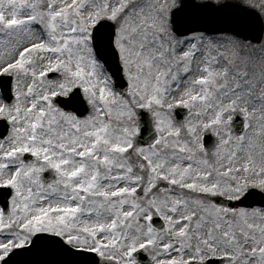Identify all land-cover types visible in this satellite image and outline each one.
I'll list each match as a JSON object with an SVG mask.
<instances>
[{
    "label": "snow or ice",
    "instance_id": "1",
    "mask_svg": "<svg viewBox=\"0 0 264 264\" xmlns=\"http://www.w3.org/2000/svg\"><path fill=\"white\" fill-rule=\"evenodd\" d=\"M0 45V264H264V0H0Z\"/></svg>",
    "mask_w": 264,
    "mask_h": 264
},
{
    "label": "water",
    "instance_id": "2",
    "mask_svg": "<svg viewBox=\"0 0 264 264\" xmlns=\"http://www.w3.org/2000/svg\"><path fill=\"white\" fill-rule=\"evenodd\" d=\"M226 15V14H225ZM224 23H226V21H222L220 24H218V27H221L223 29V25ZM10 79V78H9ZM1 86H3V84H0ZM236 123H238L237 128L239 129L242 125L243 122L240 120H236ZM3 129L0 128V131H2ZM7 189L6 188H0V202H3V197L6 194ZM255 202H260V199H255ZM157 225H160V223L157 222ZM142 259L147 260L148 257L146 255H142L141 256ZM36 259V257L27 254V253H21L19 255H16L14 257H12V264H33V261Z\"/></svg>",
    "mask_w": 264,
    "mask_h": 264
},
{
    "label": "rangeland",
    "instance_id": "3",
    "mask_svg": "<svg viewBox=\"0 0 264 264\" xmlns=\"http://www.w3.org/2000/svg\"><path fill=\"white\" fill-rule=\"evenodd\" d=\"M0 50H2V45H0ZM186 107V106H185ZM242 117V116H241ZM243 119H244V117H242ZM245 122V121H244ZM210 151H211V149H210Z\"/></svg>",
    "mask_w": 264,
    "mask_h": 264
}]
</instances>
